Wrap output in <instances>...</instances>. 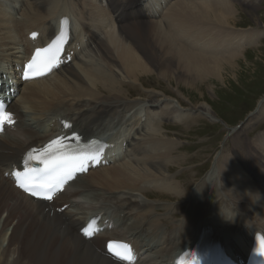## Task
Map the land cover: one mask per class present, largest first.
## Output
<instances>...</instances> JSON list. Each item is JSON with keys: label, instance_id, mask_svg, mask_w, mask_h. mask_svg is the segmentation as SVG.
<instances>
[{"label": "bare ground", "instance_id": "1", "mask_svg": "<svg viewBox=\"0 0 264 264\" xmlns=\"http://www.w3.org/2000/svg\"><path fill=\"white\" fill-rule=\"evenodd\" d=\"M166 1V6L158 4L155 11L159 15L155 17L143 11L140 0H106L108 12L98 9L91 0H11L9 5L14 10L20 8L21 14L10 13L0 4V62L8 63L4 70L7 74L16 75V63L22 60L23 55H29L28 34L43 26L46 27L43 37L53 34L54 20L61 15L72 16L73 10L79 12L80 26L86 33H91L90 46H94L83 58L78 55L75 61L62 69L63 72L61 70L48 79L19 88L18 101L12 110L18 123L0 138V216L7 215L2 231L13 227L9 248L0 253V261L11 253L17 256L13 264H123L105 254L106 241L115 238L136 240L137 244L145 242L149 248L147 251L154 249L162 264H172L177 255L195 242L201 222L206 219L217 227L215 233L223 234V243L238 253L249 246L251 236L257 232L264 233V187L260 177L252 180L234 172L229 177L235 183L232 188L222 180L216 182L221 187L204 184L197 190L201 194L192 200L188 213L180 212L185 218L184 231L177 230L178 226L173 235H168L165 244L155 243V239H148L149 235H146L150 230L155 237L162 235L159 230L165 224L173 230L172 224L164 218L154 217L157 210L150 209L152 204L144 200V197L148 198L150 186L154 184L159 193L176 199L186 197L192 182H184L182 186L180 180L183 176L172 179L170 175L176 165H188L193 157L183 160L174 157L179 149L161 132L164 123L158 126L148 124L138 116L122 121L129 110L140 104L127 101L125 92L130 91L131 86L122 80L142 83L145 76L160 71L162 77L185 82L187 86L205 84L212 77L225 81V71L231 68L245 48L257 43L256 36L260 35L257 31H254L256 35L253 31L248 32L250 30H233L238 11L236 2L246 1ZM125 19L134 21L125 25ZM100 32L104 36L102 40L96 36ZM157 97L156 94L146 96L151 108L161 110L155 115H173L175 107L167 113L164 107L159 109L160 106H155L160 104ZM204 109L200 107L197 110ZM24 110L32 114L25 116ZM59 117L74 121L90 137L102 132L105 135L115 128L123 133L119 142L120 157L112 158L115 160L113 165L80 176L70 185L59 199L70 205L62 213L58 209L64 204L59 206L55 203L52 207L33 200L5 177L25 150L40 146L59 133ZM116 118L119 120L115 122ZM134 119L137 120L133 122ZM109 120L112 123L110 127L106 125ZM20 122L22 125L14 131ZM257 141L258 150L235 137V143L240 146L236 148L247 159L245 169L255 175L264 172V156L260 155L261 151L264 153V135ZM234 158L237 159L236 156ZM88 190L92 192L82 199ZM207 190H211L210 196L202 192ZM85 199L95 203L85 206L84 202L81 206L79 202ZM226 204L235 212L234 215L227 213ZM96 210L117 213L114 216L117 221L114 222L121 224V233L128 229L125 237L120 236L117 224L111 236L85 240L78 229ZM173 215L171 217L174 218ZM221 216L223 220H220ZM132 218L134 222L130 224ZM252 220L256 222H250ZM151 239L154 245L147 243ZM148 252L139 264H155L152 263L157 258L154 251Z\"/></svg>", "mask_w": 264, "mask_h": 264}, {"label": "rangeland", "instance_id": "2", "mask_svg": "<svg viewBox=\"0 0 264 264\" xmlns=\"http://www.w3.org/2000/svg\"><path fill=\"white\" fill-rule=\"evenodd\" d=\"M0 1L1 7L4 6V2H11V0ZM172 1L175 2L176 0ZM243 1H246V3L236 2L239 12L237 11L236 13V27L233 30H250L248 31L250 33L257 31L260 35L254 32L257 35V43L254 46L245 48L241 52L242 54L235 59L232 64L233 67L231 66L223 74L225 81L223 79L215 80V77H212L205 84L187 86L185 82L176 81L172 78L169 79V77L168 79L162 77L160 75L162 72L160 71L145 76L141 81L142 83H133L131 82L132 80H122L127 85H130V89L132 90L125 92V98L129 103L139 102L140 104L136 107H144L148 103L146 96L149 94H156L158 96L157 99L160 100V104L165 108L167 113L170 112V108L175 107L176 111H174V114L158 118L156 126L165 124L161 132L166 139L173 141L179 149L174 157L181 160L193 157L188 165L182 167L176 165L173 173L170 175L172 179L183 176L180 180L181 185L187 181L192 182L189 192L185 195L186 197L176 199L170 195L167 196L159 193V191L154 189V184L152 186L149 185L151 190L149 189L148 198L144 197V200L152 204L151 207L153 206V208L149 207L150 209H153L154 212L157 210L154 215L156 219L164 218L163 220L171 223V228H173V230L169 229L166 224H162L163 226L159 230V233L162 235L157 237H155V234L151 235V230L147 231V233L145 232L146 235H149L148 239H155V243L165 244L164 241H166L168 235H173L178 226L177 230L184 231L183 222L185 218L182 213H188L192 200H196V197L199 196H196L197 190H200L204 184H209V186L211 184L216 185L218 184L216 182L223 180L226 184H230L232 188L235 183L230 179L231 174L236 172L237 175L240 173L241 177L244 176L240 166H238V169L236 163L232 160V154L234 153V149H236L234 156L240 162L242 158L244 168L247 166V159L241 150L236 148L240 146H237L235 143V137H240L244 141L248 140L247 142L250 145L252 144L251 146L257 147L256 149L258 150L259 142L257 140L264 135V0ZM251 3L254 5L252 6ZM17 18H19V15ZM149 20H152V18ZM86 53L88 54L89 50ZM118 80L121 82L120 79ZM155 106L159 107V105ZM167 107L168 109H166ZM200 107L205 109L197 110ZM24 111H26L25 116H30V113L32 114L31 111ZM127 114L126 119L130 116L129 113ZM158 116L160 117V115ZM118 120L119 118H116L114 121ZM107 125L111 126V124ZM260 155L264 156L263 151L260 152ZM246 177L248 178L249 176ZM218 186L221 187L219 184ZM210 191L202 192L210 196ZM85 192L83 197H81L82 199L86 197L87 193L92 192V190ZM105 195L109 196L108 193ZM80 203L89 206L95 202L85 199V201H80ZM186 206H188V209H185ZM224 207L226 211L229 209L227 213L235 214L227 204ZM167 209L169 210L168 212L164 211ZM176 212L182 213L174 216L173 214ZM6 216L3 214L0 216V253L9 248L8 240L13 228L10 227L2 231V225ZM133 219H131L130 224H133ZM221 219L223 220V216L220 217ZM250 222L255 223L256 221L252 220ZM165 229L169 230V233H166ZM164 233L166 234L163 236ZM153 239L149 241L150 243L152 242L151 245L155 244ZM153 251V255L157 258H154L152 263L158 264L159 262L160 264L162 262L161 258L156 255L154 249L151 252ZM151 252L149 251L148 253ZM10 254H7L6 258L5 256L2 257L0 264H13L17 256Z\"/></svg>", "mask_w": 264, "mask_h": 264}, {"label": "snow or ice", "instance_id": "3", "mask_svg": "<svg viewBox=\"0 0 264 264\" xmlns=\"http://www.w3.org/2000/svg\"><path fill=\"white\" fill-rule=\"evenodd\" d=\"M35 33H33V36L35 37ZM63 42V33L59 37H57V40L53 41L52 44H50L47 48L43 49H37L35 55L32 57L31 61L27 64L26 69L24 71V78L29 79L30 73L34 72L38 75L44 74L46 71H51L53 67L56 66V64L53 62L56 59V55L60 51V45ZM48 54H52L51 58L46 62L41 64V57L46 56ZM11 122V116L9 114H3L0 115V129H2L3 124L5 122ZM57 141H53L52 144H56ZM51 147V145H49ZM61 151V150H57ZM51 157V158H49ZM89 159H95V157H89ZM44 163L45 167L41 171H44L48 174L54 175L58 177L57 183L60 182L65 176H71L73 171L76 170V166L79 165L80 169H83V165L85 163V159L71 156L68 154L67 151H64L63 154L57 155L56 152L48 153L44 160L42 161ZM17 176V181L19 184V187L23 188L25 191H28L31 193V195L36 196L37 192L29 187H26V184L31 181L33 176L35 175L34 170H27L23 176H21L20 173H15ZM53 187L52 183H45L39 185V188L43 190H51ZM44 198L51 199V195H46ZM87 235H91V233H86ZM109 250L112 249V244L108 245ZM262 253H264V245H262Z\"/></svg>", "mask_w": 264, "mask_h": 264}]
</instances>
